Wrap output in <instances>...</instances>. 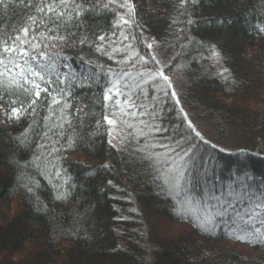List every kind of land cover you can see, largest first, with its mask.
Masks as SVG:
<instances>
[{
  "label": "trees",
  "instance_id": "trees-1",
  "mask_svg": "<svg viewBox=\"0 0 264 264\" xmlns=\"http://www.w3.org/2000/svg\"><path fill=\"white\" fill-rule=\"evenodd\" d=\"M135 2L145 36L159 42L160 59L169 61L180 53L167 74L192 122L210 123L215 144L228 134L235 137L234 148L224 152L220 146L212 150L200 144L213 180L226 183L230 174L242 169L257 183L264 180V34L257 30L258 24H264V11L259 0H199L191 5L195 22L184 25V42L188 37L193 42L185 49L169 35L174 0ZM111 21L112 15L102 12L89 14L85 24L101 32L110 30ZM29 24L19 7L6 13L0 10V35ZM139 32L137 27L135 33ZM202 45H215L221 61L208 59ZM66 55L62 63L83 75L86 69L80 57L97 54L84 45L66 50ZM99 60L106 67H117L106 57ZM176 64L183 67L177 69ZM224 69L227 81L218 74ZM83 83L72 88L70 98L86 115L80 129L85 138L64 162L77 184L67 201L54 198L46 179L39 178L35 196L16 187L12 162L31 155L17 147L15 137L32 117L18 125L0 123V264H264V246L232 241L223 228L213 235L202 234L176 218L170 200L158 195L145 166L135 162V141L125 151H116L108 145V125L102 123L97 129L96 120L114 110L115 97L104 107L105 79L85 78ZM48 99L42 94L37 106L39 124L48 114ZM162 107L159 119L171 130L179 123L171 97ZM105 163L110 169L102 167Z\"/></svg>",
  "mask_w": 264,
  "mask_h": 264
},
{
  "label": "snow or ice",
  "instance_id": "snow-or-ice-1",
  "mask_svg": "<svg viewBox=\"0 0 264 264\" xmlns=\"http://www.w3.org/2000/svg\"><path fill=\"white\" fill-rule=\"evenodd\" d=\"M198 2L174 0L169 35L175 37L181 49L193 42L191 37L184 42V25L195 22L190 6ZM259 3L264 11V0ZM18 7L27 14L30 24L0 35V123L18 125L23 118L32 117L15 137L17 147L31 155L23 162H12L17 188L35 196L42 178L51 185L56 200L63 202L72 196L77 184L64 162L85 138L80 129L86 115L83 108L70 103L72 88L83 87L85 78H104V107L115 97L114 110L111 115L102 114L96 127L108 125V145L116 151H125L135 141V162L145 166L158 195L170 200L172 214L202 234L213 235L223 228L232 241L264 246V180L257 183L243 169L230 174L226 183L213 180L214 173L206 167L200 144L212 150L218 146L192 122L167 74L171 61L180 53L169 61L160 59L159 42L145 36L135 0H0V10L5 13ZM102 12L112 15L110 30L97 32L85 24L89 14ZM137 27L139 34L135 33ZM257 30L264 34V24H258ZM84 45L97 55L80 57L86 69L82 75L62 61L68 59L66 50ZM202 47L208 59L217 64L221 61L215 45ZM99 57H106L117 67H106ZM182 67L175 65L177 69ZM225 72L227 69L218 74L227 81ZM42 94L50 99L45 101L48 114L39 124L37 106ZM169 97L179 121L171 130L159 119ZM143 100L152 103L146 105ZM102 167L111 166L105 163ZM36 200L39 208L38 196Z\"/></svg>",
  "mask_w": 264,
  "mask_h": 264
},
{
  "label": "rangeland",
  "instance_id": "rangeland-1",
  "mask_svg": "<svg viewBox=\"0 0 264 264\" xmlns=\"http://www.w3.org/2000/svg\"><path fill=\"white\" fill-rule=\"evenodd\" d=\"M150 6L153 9H155V5L150 4ZM196 127L202 132V134L204 135V137L206 139H208L211 143H214L213 140H215V139H214V136H213L214 134L212 132L213 129H212V126H211L210 123H208L206 121H204V122L203 121H199V122H196ZM234 141H236L235 137L233 135H229L228 134V137L224 138L223 142L222 141L218 142L216 140V142L218 143L216 145L220 146L221 148H224L226 150L233 149L234 145H235Z\"/></svg>",
  "mask_w": 264,
  "mask_h": 264
}]
</instances>
